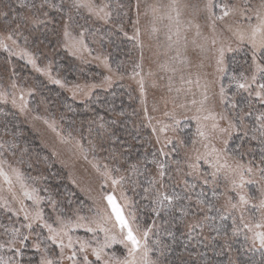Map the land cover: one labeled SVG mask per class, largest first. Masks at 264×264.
Listing matches in <instances>:
<instances>
[{"label":"rangeland","instance_id":"obj_1","mask_svg":"<svg viewBox=\"0 0 264 264\" xmlns=\"http://www.w3.org/2000/svg\"><path fill=\"white\" fill-rule=\"evenodd\" d=\"M72 1L77 16L63 21L56 39L60 49L80 70H96L98 74H90L87 83L82 79L70 82L48 60L46 50L34 44L29 29L43 26L38 21L42 17L32 14L34 5L27 7L28 16L24 18L10 16L0 6V170L7 175V179L0 175V264H16V261L40 264L44 255L54 264H72L67 256L73 251L77 260L85 255L76 240L88 241L95 248L97 242L103 243L105 239L101 228L110 229L109 235L119 239V227H113L114 217L107 222L102 219L111 212L105 199L107 195L117 198L125 208V215L134 214L133 226L138 225L130 195L131 183L137 184L134 182V177H138L136 166L128 161L125 165L122 160L121 149L127 144L119 138L112 139L110 126L115 124L109 121L110 113L108 119L106 115L97 116L93 110L94 107L106 111L102 95L116 86L124 93L118 99L125 101V111L121 117L111 118L122 123L126 133L132 136L130 144L142 142L147 133L155 154L149 162L153 167L147 174L150 182L146 178L145 185L150 190L157 188L158 197L161 193L180 197L182 193L175 188L189 187V205L196 202L195 209L205 207L195 212L201 217L190 222V227L200 226L205 222L202 217L215 211L222 220L231 219L233 237H241L250 250L264 253L259 239L264 234V208L259 207L264 201V128L261 127L264 102L256 96L264 79L252 83L255 68L251 45L241 43L237 36L238 31L247 32L250 26L259 23L257 15L264 13V0H211V13L207 8L209 0H91L94 8L80 6L89 0ZM221 5H227L232 11L223 20H217L215 17L222 15ZM105 12L110 13V18L104 16ZM177 12L179 43H175ZM97 25L108 29L112 38L126 43V46L115 44L117 50L113 56L118 57V64L112 62L110 50L103 46L104 35ZM41 31L46 36L55 35L47 34L46 28ZM220 48L225 49L222 66L217 63ZM38 80L56 86L66 97L84 105L76 129L67 132L62 120L49 112L39 97ZM236 81L251 87L241 89ZM11 114L36 135L39 148L48 155L29 153L21 144L27 137L22 129L16 132L17 139L22 138L17 142L10 132ZM211 116L216 119H205ZM213 123L218 125L216 129L212 128ZM198 128L206 135L201 136ZM125 140L132 139L125 137ZM116 142H120V147H111ZM156 155L161 160L156 161ZM160 164L164 165L163 169L158 167ZM248 168L252 171L248 172ZM62 171L80 196L76 201L71 194L69 201L64 200L67 204L64 208L60 206L64 201L58 197L61 192L55 190ZM241 175L242 188L239 187ZM113 180L119 183L114 184ZM240 196L248 202L242 203ZM202 197L208 200L205 205L199 201ZM22 205L33 215L39 210L54 229L64 228L73 238L74 247L65 248L63 258L59 243L47 239L50 233L39 222H33L30 239L24 244H19V240L15 246L7 243L12 228L19 229L21 235H29L24 227L29 221L24 220ZM60 220L65 221L66 228ZM89 228L93 231H88ZM208 229V225L200 226L205 236L209 235ZM212 229L222 233L217 226ZM145 231H148L147 260L150 264H162L153 256L149 242L151 231L139 227L138 235L142 237ZM63 238L67 244V236ZM37 242L39 251L33 246ZM16 247L20 249L19 254ZM105 252L121 258L126 255L124 245L118 243H113ZM87 255L95 262L91 248Z\"/></svg>","mask_w":264,"mask_h":264},{"label":"trees","instance_id":"obj_2","mask_svg":"<svg viewBox=\"0 0 264 264\" xmlns=\"http://www.w3.org/2000/svg\"><path fill=\"white\" fill-rule=\"evenodd\" d=\"M18 2L19 5H17ZM30 4L35 7L34 13L32 14H37V16L39 15L42 17L41 20L38 21L43 22L41 23L43 25L42 27H37L31 30V26L29 29L34 44L41 47L43 50H46L49 54L47 56L48 60H52V64L59 69V72L66 76L70 82L76 83L80 79L86 83L90 82L89 75H95L97 73L96 70L92 68L80 70L75 61L60 49L61 44L59 43V40L56 39L60 34L63 21L68 18L73 20L77 16L73 7V1L0 0L1 8L8 12L10 16H13L14 14L15 16H18V18L28 16L27 7H31L32 5ZM22 6H24V8ZM96 27L102 29V36L104 35L103 41L105 40L103 46L110 50L112 62H114L115 65L118 64V57L113 56L117 50L115 44L126 46V43L116 37L112 38L108 29H103V27H99V25ZM42 28H46L47 34L48 32H53L55 35L46 36L45 33L41 31ZM41 82V80H38L37 82L40 83L38 94L44 104L49 107V112L55 116L57 115L58 118L62 120V124L67 132L76 129L75 125L77 124V119L81 117V114L83 113L84 105L66 97L64 92L58 90L56 86H48ZM117 89L118 86H116L115 90H108L107 93L102 95L105 98L102 102L105 104V112H101L98 108L95 109L93 107L97 116L106 115V118L108 119L109 116H122V111H125V101L118 99V95H124V93L121 92L120 89ZM112 95L114 97H112ZM8 113L11 112L8 111ZM11 116L12 119L10 121H12V123L9 125L10 128L12 127L10 130L11 135L13 134L16 139L17 137L19 138L16 132L18 129H22L26 132L27 137L26 139H23L21 144L29 150V153L34 151L40 155H48L42 148H39L36 135L33 134L32 131L18 119V117L14 114H11ZM111 117L109 121L115 124V126H110L112 127V139L115 140V138H119L120 142H125L127 144V146L122 149L120 148L122 150V160H124L125 165H127L126 163L128 161L129 164L132 163L136 166L138 177L137 179L134 177V182L137 184L134 186V184L131 183L130 186L133 188L130 191V195L134 201V209L138 218L137 222L139 227L151 231L149 242L155 259L162 264H264L263 252H254L250 250V248H247L246 243L241 237L235 238L232 236L231 232L234 229V226L231 219L226 218L225 220H222L218 214H215V211L204 215L202 218H204L203 221L205 222H201L200 226L204 225L206 227V225H208V227H210V229H208V236H205L200 232V226L194 228L189 226L190 222L193 220L199 221V218L201 217V214L200 216H197L195 212L200 211V209H205L204 206V208L200 206V208L195 209L197 207V205H195L196 202L189 205V187L186 188L183 187V185H174L175 187L177 186L175 189L182 193L180 195L181 198L177 201H173L171 204L167 203V205H158V189L153 188L150 190V186L145 185L144 182L146 178L147 183L149 184L150 182L147 174L148 170L153 167L149 162L153 161L155 158V154L152 153L151 143H149L147 133L144 134L145 140L142 139V142L140 141V143L130 144L133 141L132 136L126 133L125 129H123L122 123H118V121L115 122ZM71 122L73 124H70ZM125 137L132 140L127 142ZM20 139H22L21 136ZM20 139H17L18 143H20ZM139 139L140 138H138V140ZM120 142L118 144L116 142L115 145H111V147H120ZM108 146L109 145H107L106 148ZM151 155H154L153 159ZM49 157L51 156L49 155ZM159 160H161V156L158 157L156 155V161ZM62 174L63 176L59 182H52V184L55 183V190L61 192L58 195L59 200L66 201L68 198L69 201L70 195L74 194L75 197L73 199L79 201L80 196L76 194L65 179L67 178V175H64V172ZM52 184L50 183V185ZM185 184L186 186H189V182ZM205 199V197H202V200L200 199L199 201H202L205 205L208 201ZM65 201L60 204L63 208L67 207ZM206 206L210 205L206 204ZM157 213H159V215H157ZM195 224L198 225L196 222ZM214 226L221 229L222 233H216L215 230L212 229ZM211 230L213 232H211Z\"/></svg>","mask_w":264,"mask_h":264},{"label":"snow or ice","instance_id":"obj_3","mask_svg":"<svg viewBox=\"0 0 264 264\" xmlns=\"http://www.w3.org/2000/svg\"><path fill=\"white\" fill-rule=\"evenodd\" d=\"M81 7H89L94 8L96 7L91 0H89L88 3H82L80 4ZM212 2L209 0V4L207 5L209 13L212 12ZM222 8V15H218L215 17L217 20H223L224 17L228 16L231 9L228 8L227 5H221ZM99 11H103V8H100ZM105 17L110 18V13L105 12ZM179 13L177 12V18H176V24H177V30H176V36L177 40L175 43H179V37H180V28H179ZM169 19H172V17H169ZM257 19L259 20V23L255 26H250L249 30L247 32L245 31H238L237 36L241 43H247L251 45L252 50V62L253 66L255 68V71L251 77L252 83H256L258 79H264V13H260L257 15ZM199 28V26H197ZM199 31H197V35H199ZM11 38V37H9ZM169 40L172 39L171 36L168 37ZM185 41L187 40V37H184ZM215 40L212 41L213 44H215ZM82 44V42H81ZM229 51L231 48L229 47ZM224 48L219 49V59L217 60L218 65H223L224 63ZM259 54V59L258 55ZM222 70V68L218 69ZM247 79V78H245ZM190 82V81H189ZM56 83H60V81H56ZM198 83V81H197ZM237 85L241 89L247 90L249 87H251L248 83H241L240 81H236ZM94 87V85H93ZM260 91L256 92V96L261 99L262 102H264V83L259 84ZM221 94L224 93V87L221 86ZM251 94V93H249ZM204 99H207V95L205 93ZM193 104L196 103L195 100L192 101ZM203 104V101L201 102ZM211 118L213 120L216 119L215 116L211 117H205V119ZM199 119V118H197ZM223 119V117H221ZM218 127L217 124L213 123L212 128L216 129ZM262 128H264V124L261 125ZM222 132H226L227 129H220ZM198 132L201 136H205L206 134L203 131H200L198 128ZM199 158V157H198ZM161 169L164 168L163 164L158 165ZM195 167V165H193ZM248 172H251L252 169L248 168ZM264 171V170H262ZM0 175H4L5 179H7V175L0 170ZM161 176L164 175L163 171L160 173ZM214 175V174H213ZM243 175H241L240 180L241 183L239 184V187L244 186L243 182ZM9 184H11V181H8ZM114 184L119 183V181L113 180ZM154 183V182H153ZM205 183H207V180H205ZM235 183V181L233 182ZM251 183V181H249ZM27 195V193H26ZM123 195V194H122ZM29 199H32L31 196H29ZM107 200L108 205L111 208L110 214L105 215L102 217V219L107 222L111 221L114 217V223L113 227L118 226L120 231V238L117 239L116 235H109L110 229L108 228H101L102 231L105 233V239L103 243L97 242V246L95 248H92V245L88 241H81L76 240L75 243L80 245V249L82 252L85 253V255L82 257V260L76 259V252L73 251L71 255L67 256V259L72 262V264H150V262L147 260V255L149 249L147 248V235L148 231H145L143 233V236H139V226L136 227L133 226V221L135 220V215L130 213L129 215H125V208L117 201V198L114 195H107L105 197ZM125 201H127V197H124ZM180 199L179 196L172 194H163L161 193L160 196L157 199L158 205H163L164 202H168L169 204L172 203L173 200ZM240 201L242 203H247L248 201L244 196H240ZM233 207H236V205H232ZM259 207L264 208V201H261V204ZM22 210L24 213V220L29 221L24 227H26L29 230V235H21L20 230L17 228L11 229V239L7 241V243L10 246H15L17 244V240H19V244H24L26 241L30 239L31 233L34 229V223L33 222H39L42 224L43 228H46L50 235L47 237V239L51 240L54 244L59 243L60 248V255L61 258L64 256V249L69 248L72 249L74 247V241L73 238L68 235L67 231H64V228H62L60 231H57L52 227V224H50L45 218L42 212L37 210L35 214L33 215L28 211L26 207L22 205ZM159 215V213H157ZM131 217V218H129ZM59 219V218H57ZM83 219V218H81ZM61 225H63L65 228L67 227V224L65 221L60 220ZM88 231H93V229L89 228ZM64 236H67V244L64 242ZM37 237H39V233H37ZM261 245H264V234H260L259 236ZM143 241V242H142ZM113 243H118L124 245V248L126 249V255L121 257H117L115 254L109 255L105 252L106 248L111 247ZM38 251L40 250V243H34L33 245ZM2 247V245H0ZM92 249V254L95 257V262L88 259L87 251L88 249ZM15 251L17 254L20 253L19 247L15 248ZM45 252H47V249H45ZM2 260V258H0ZM4 264H8V262H4ZM16 264H20L19 261H16ZM40 264H54L53 260L48 259L46 255L42 256L40 260Z\"/></svg>","mask_w":264,"mask_h":264}]
</instances>
